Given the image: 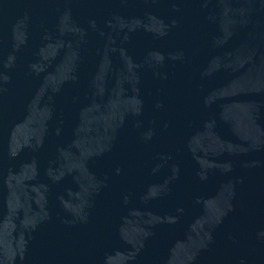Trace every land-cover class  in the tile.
Here are the masks:
<instances>
[{"label":"water","instance_id":"obj_1","mask_svg":"<svg viewBox=\"0 0 264 264\" xmlns=\"http://www.w3.org/2000/svg\"><path fill=\"white\" fill-rule=\"evenodd\" d=\"M0 264H264V0H0Z\"/></svg>","mask_w":264,"mask_h":264}]
</instances>
